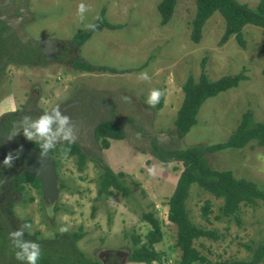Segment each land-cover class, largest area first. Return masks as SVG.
Returning <instances> with one entry per match:
<instances>
[{"label":"rangeland","instance_id":"374dc122","mask_svg":"<svg viewBox=\"0 0 264 264\" xmlns=\"http://www.w3.org/2000/svg\"><path fill=\"white\" fill-rule=\"evenodd\" d=\"M160 1H13L17 8L26 7L27 20L31 21L28 30L35 39L70 42L73 56L72 60H65L66 64H12L10 73L0 78V112L25 102V91L37 88L44 92L41 86L60 92L63 87L66 89L72 83L76 85L77 81H81L92 89L131 96L138 104L144 129L130 143L124 139L110 138V146L103 148V142H100L101 160L94 165L91 161L86 164L87 175H94L90 180L78 177L71 160L65 162L64 173L72 175L77 185L74 191L64 190L59 202L63 209L57 213V220L49 221L39 212L34 214L30 232L39 231L41 239L51 237L56 230L67 226L65 234L69 237L72 232H85L77 244L85 246L86 252L89 249L95 256L105 249L132 254L136 247L132 235H141L139 244L146 241L145 234L150 224L143 216L152 212L159 219L163 231V240L156 243L154 248L163 255L159 263L151 264H176L181 249L175 247L177 226L168 217V199L176 189L184 166L181 161L166 163L157 156L156 145L164 146L150 136H167L169 143L164 148L174 151L226 141L248 110L252 111L255 121H264V28L247 25L244 47L235 36L221 44L225 20L216 12L206 22L201 41L196 43L191 37V22L196 14L195 0H178L172 19L165 25L161 24ZM239 1L256 7L260 0ZM80 3L89 6L83 20L77 15ZM100 18L108 23L96 28L82 46L73 43L80 29H86V25L96 23ZM109 25L116 27L110 28ZM206 56L204 66L209 79L217 80L239 72H244L247 77L237 87L207 98L196 113L197 122L182 137L178 134L175 120L185 103L183 84L190 76L196 81L200 80L202 62ZM77 60L88 62L96 69L79 70L75 67ZM144 71L148 72L150 81L138 78ZM154 88L165 92L161 107L159 104L152 107L146 102L150 90ZM48 100L44 99L42 103ZM207 157L213 169H230L235 176L252 179L264 188V146L259 145L257 140L243 148L208 153ZM153 167L155 175H150L148 169ZM108 169L124 174L131 190L128 195L117 189H113L108 196L106 193L99 195V175ZM206 199L213 201L214 212L209 216L210 220L202 215L201 208ZM221 203L197 184L192 185L186 201L190 219L196 225L217 228L221 234L217 241L197 239L196 246L209 256L212 264H237L251 260L253 250L264 235V203L255 207L244 206L241 224L235 220L215 219ZM201 242L206 247H202ZM61 243L65 246V239ZM10 248V242L2 244L0 240V264H10L6 251ZM50 252L54 257L55 253ZM129 261L126 264H148L132 259ZM259 264H264V260Z\"/></svg>","mask_w":264,"mask_h":264},{"label":"flooded vegetation","instance_id":"af4514ba","mask_svg":"<svg viewBox=\"0 0 264 264\" xmlns=\"http://www.w3.org/2000/svg\"><path fill=\"white\" fill-rule=\"evenodd\" d=\"M0 1L1 16L19 17L20 20L16 24L18 30L24 32L18 35L17 28L0 16V78L10 73L9 68L15 62L38 66L52 62L61 64L65 60H72L73 48L71 49L70 42L66 44L64 40L58 39H52L54 41L49 43L39 42L42 39H35L28 30L31 21L27 20L26 7L17 8L14 0ZM73 85L74 83L66 89L63 87L60 92L55 88L50 90L40 86L44 92L33 88L30 92L25 91L27 95L25 102L16 108L0 112V240L2 244L8 242L12 244L9 234L25 223L33 225L34 214L38 212L49 221L57 220V213L63 209L59 202L62 201L64 190L74 191L77 185L72 175L64 173L65 162L68 160L73 162L74 172L79 178L90 180L94 177L87 175L86 164L91 161L94 165L96 161L101 160L102 150L99 148V143L109 138L99 135L98 129L101 124L107 122L118 124L125 133L124 140L129 143L134 140V136L137 138L144 132L138 104L131 96H126L128 94L99 91L86 87L81 81ZM44 99L49 100L42 103ZM56 106H59L61 111L76 123L78 135L76 143L68 145L63 142L57 145V148L50 151L48 157L41 161L39 144L28 141L22 132L12 139H7L25 116L36 118ZM159 136L152 134L150 137L156 138L165 147L169 143L167 137L163 136L165 139H160ZM63 147L71 148L66 158L61 155ZM9 152L14 155L18 153L19 158L14 161L13 166L6 167L3 165V160ZM36 172L41 173L45 181H50L55 174L57 193L47 197L43 179ZM101 176L102 173L99 175V180ZM49 207L52 208L51 213L48 211ZM39 233L37 230L33 233L26 230L24 236L25 240L37 242L41 246L43 254L38 264H126L127 260L130 262L131 254L118 249L101 250L96 253L97 258L91 250L88 249L86 252L85 246L77 244L85 232L78 240L74 239L75 232L69 237L65 232L56 230L53 236L44 239L38 236ZM63 239L65 246L61 243ZM53 248L54 251L50 252ZM6 251L10 256V264H26L16 259L17 249L13 244L12 248ZM49 252L55 253V256L52 257Z\"/></svg>","mask_w":264,"mask_h":264},{"label":"trees","instance_id":"16d2710c","mask_svg":"<svg viewBox=\"0 0 264 264\" xmlns=\"http://www.w3.org/2000/svg\"><path fill=\"white\" fill-rule=\"evenodd\" d=\"M178 0H161L158 9L161 14V24H167L173 17ZM196 14L192 20L191 37L199 43L203 36V29L206 22L216 12L220 13L225 20V31L221 38V44L235 36L239 43L244 47L246 40L244 36L245 27L249 24L264 28V0H260L256 7H250L239 0H195ZM108 22L99 19L97 27H102ZM115 28V25H109ZM93 30L88 28L80 29L74 37L73 43L78 46L86 41ZM264 52V43L262 45ZM207 56L203 58L202 72L200 80L196 81L193 76L183 84L185 90V103L175 120L179 136H185L191 127L197 122L196 113L207 98L217 95L219 92L229 88L237 87L239 83L246 79L244 72L236 74H227L217 80L209 79L206 72L205 64ZM79 70L96 68L88 62L77 60L75 66ZM264 75V70H263ZM161 99L159 107L162 106ZM98 133L101 136L109 137L103 140V148L110 146L109 139H124L125 133L115 122L101 124ZM161 136V135H160ZM156 139V138H155ZM257 140L259 145L264 146V121H255L252 111L248 110L229 138L223 142L208 144L206 146L194 145L185 147L180 150H167L164 147L157 146V156L166 163L177 160L181 161L184 170L180 174L176 189L168 199L169 211L168 217L171 222L177 226V241L175 247L181 249L180 259L176 264H212V260L201 248L196 246V240L204 238L207 240L217 241L220 237V231L217 228H205L194 224L190 219L189 209L186 201L190 196L191 187L197 184L203 191L213 195L216 199L222 201L219 206L215 219L228 221L235 220L241 224V212L244 206L255 207L264 203V188L252 179L237 177L230 169L215 170L209 164L208 153H215L227 148H243ZM123 173H115L108 169L102 174L99 182V195L106 193L108 196L117 189L128 195L131 192L125 182ZM202 215L205 219L210 220L209 216L214 212L213 201L206 199L202 206ZM144 219L148 220L150 229L145 234L146 241L139 244L140 234H133L135 248L130 256L135 262L148 263L161 261L163 253L154 248L156 243L163 240V231L160 221L152 212L145 213ZM223 218V219H222ZM82 233L75 232L74 239L82 237ZM202 247H206L201 242ZM264 260V235L261 242L253 250L252 259L249 261H239L237 264H259Z\"/></svg>","mask_w":264,"mask_h":264},{"label":"clouds","instance_id":"9594fccd","mask_svg":"<svg viewBox=\"0 0 264 264\" xmlns=\"http://www.w3.org/2000/svg\"><path fill=\"white\" fill-rule=\"evenodd\" d=\"M88 11L89 6L80 3L77 8V15L83 20ZM86 27L94 31L97 25L89 23ZM138 78L144 81H150L151 79L147 71L140 73ZM164 96V90L154 88L150 90L146 102L148 105L155 107ZM21 132L28 141H35L39 144L41 161L45 160L48 153L55 150L57 145L63 142L71 145L76 143L78 139L76 123L72 121L69 115L62 112L59 106L52 108L50 111H44L36 118L25 116L22 121L18 122L7 139H12L14 136L20 135ZM70 151V147H63L61 148V155L66 158ZM18 158V153L14 155L9 152L3 160V165L11 167ZM148 172L150 175H155V168L148 169ZM48 211L51 213L52 208L49 207ZM31 228L30 223H25L19 229L12 231L9 236L13 246L17 249L15 252L17 260L26 262V264H38L43 254L41 246L37 242L24 239L26 230L30 232ZM59 231L61 233L67 232L68 227L62 226Z\"/></svg>","mask_w":264,"mask_h":264},{"label":"water","instance_id":"95a60500","mask_svg":"<svg viewBox=\"0 0 264 264\" xmlns=\"http://www.w3.org/2000/svg\"><path fill=\"white\" fill-rule=\"evenodd\" d=\"M0 3H2L1 1H0ZM0 16H1V12H0ZM3 19H5V20H8L9 21V23H10V25H12V26H14V27H16L17 28V33H18V35H22L24 32L22 31V30H18V27H17V21L18 20H20V18L19 17H11V16H1ZM51 41H54V40H52V39H49V38H47V39H42V40H40L39 42H45V43H49V42H51ZM167 137V136H166ZM159 138L160 139H165L163 136H159ZM167 139H168V137H167ZM166 139V140H167ZM42 179H43V177H42V174L41 173H39V172H36ZM43 184H44V188H45V194H46V196L48 197L49 195H51V194H54V193H57L56 192V183H55V174H54V176L52 175V178L50 179V181H45L44 179H43Z\"/></svg>","mask_w":264,"mask_h":264}]
</instances>
